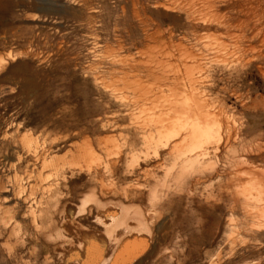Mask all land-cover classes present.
Instances as JSON below:
<instances>
[{"label": "rangeland", "instance_id": "374dc122", "mask_svg": "<svg viewBox=\"0 0 264 264\" xmlns=\"http://www.w3.org/2000/svg\"><path fill=\"white\" fill-rule=\"evenodd\" d=\"M213 2L0 0V136L34 134L58 156H70L87 139L96 155L120 158L122 181L113 186L107 174L99 212L74 202L85 209L76 218L83 227L107 238L111 253L100 264H115L127 240L142 235L128 224L112 232L98 223L108 209L118 210L112 229L123 215L154 211L149 249L127 264H264V47L249 31L255 23L264 27V0H225L211 8ZM190 15L206 24L194 29ZM158 30L163 40L150 35ZM171 106L178 113L169 112V121L201 123L203 114L219 129L207 143L209 154L199 157L204 166L180 183L183 161L155 126ZM196 110L199 119H192ZM81 176L80 187L89 179ZM156 186L164 201L154 203ZM51 255L49 264L61 263ZM40 259L39 252L24 254V264ZM5 260L0 251V264Z\"/></svg>", "mask_w": 264, "mask_h": 264}, {"label": "bare ground", "instance_id": "6f19581e", "mask_svg": "<svg viewBox=\"0 0 264 264\" xmlns=\"http://www.w3.org/2000/svg\"><path fill=\"white\" fill-rule=\"evenodd\" d=\"M224 2L225 0H217V2H213L210 7L216 8L219 6H224L222 5ZM191 12L193 11L191 10ZM189 17H191V22L193 23L192 27L194 29L202 28L206 24V21L204 20L205 18L203 19L202 17H196V15H190ZM234 20L236 19H230L229 23ZM239 21H241V24L245 23L244 25L250 24L247 23L250 21V19H248V21L246 19H240ZM249 29V31L253 33V39L261 37V44L262 47H264V27L262 22L259 24H253V26ZM150 35L156 37L159 41L165 38L164 32H161L160 30L154 31L153 33H150ZM186 54H183L182 56H186ZM261 55L264 58L263 52L260 54V56ZM146 71L148 75L153 74L154 76L156 74V70L152 68H148ZM175 76L177 77V75ZM182 81L184 82V80ZM175 82L177 83V81ZM194 88L191 89L193 90ZM176 91L180 92L181 90ZM187 91L189 90L187 89ZM179 94L180 93H178V95ZM187 95L189 96L188 98H190V93ZM155 98L157 97H154V99ZM193 98V100H195V94ZM154 99L150 98V100L153 101ZM150 100L148 98L149 103H151ZM170 101H167L168 105H172V102ZM190 101L191 100L189 99V102ZM196 102L199 101L196 99ZM196 102L193 101V104L195 103V105H197ZM189 104L191 105V103ZM161 105L160 107L162 108L164 104L162 106ZM186 108H188V104L186 105ZM176 110L177 109L175 107L171 106L167 113H163L165 118H163L162 122L160 124L157 123L154 125L157 127V134H161V136H159L165 140L164 145L168 146L170 142L174 141L172 144H170V153L175 155L177 154V158L183 161L180 174H178L177 178L175 179V183H180V178L185 176V174L190 170L192 171L196 166L199 168L204 166L201 162V160L204 158L200 159L199 157H206L209 154V150L211 149H209L207 143L213 137L217 136L219 129L216 130L217 123L213 120V118H209L206 115L203 116V114L201 116L199 115L200 120H202L201 123L194 120L189 124H181L174 121L172 118V121H169V118L172 116L168 117L167 115H169V112L173 113ZM187 110L185 109V111ZM192 110H194L193 106ZM184 113L185 112H183V114ZM195 114H197V110L196 113H191V116L194 115L192 116V119H199ZM185 115H187V113H185ZM209 119H212L214 122H210ZM150 130L152 129L150 128ZM33 135L34 134L31 133H24L23 135L12 137L8 136L7 134L0 136V251L6 256L4 263L24 264L25 253L33 255L39 252L41 264H49L55 258L51 255V253L54 252L59 256L58 262H61L60 264H70L68 261L70 258L72 259L71 264H100L102 258L104 256L110 255L111 253V248L107 247V238L101 234H96V232H91L92 230L89 231L90 229L87 230L83 227V225L76 218L80 212L84 213L85 209H82L81 211L76 210L74 202L81 201L84 206H90V214L92 213V209H96L99 212V206L102 203L101 198L105 197V188H109L107 187L106 181L109 178H112L111 184L113 186L122 181V176L118 166L120 158L114 159L109 156L103 158L102 156L96 155L92 151V142L87 139L82 145L75 143L73 146L75 147L76 152L70 156H58L53 154L51 148H47L40 144L39 139L37 137L35 138ZM236 136L238 135L236 134ZM150 137L153 138L152 131H150ZM151 143L148 142V144ZM215 143H218V140ZM82 173H87L89 175V179L82 187H80L78 182L82 179ZM108 173L111 175L109 178H107ZM166 175L167 178L171 176L169 172L166 173ZM157 186L154 187L150 192L151 199L154 203H156V201H164V189L161 190ZM88 187H90L92 190L89 194H86L87 191L85 190L88 189ZM168 187H172V185H168ZM245 189L246 188H244V190ZM241 192L243 193L244 191L241 190ZM245 193H247V191ZM255 193L257 194V192ZM239 196L240 195H238V197ZM259 202H261V199ZM169 203H173V201L170 199ZM116 211L118 212V210L113 209H108L106 211L102 210L100 213L102 217L101 219L98 218V223L103 225L105 222V224H107L106 226L110 225V231H115L118 226L122 227L125 224L130 225V227L133 229L135 228V230L142 228V235L139 236V238L127 240L119 253V258L115 262V264H127L134 261L135 258H138L139 255L149 249L150 236L152 234L153 222L155 221V214L154 211L151 210L147 217L142 210L137 209V216L135 218L129 219L126 215H123L120 221H117V223L114 224V229H112V226L109 223L114 222L113 220H116L114 219ZM249 211L251 212V210ZM261 215L263 216V214ZM68 232L72 234L73 239L74 237L79 238V246H76L74 240L67 235ZM67 244L73 246L71 252L67 251Z\"/></svg>", "mask_w": 264, "mask_h": 264}]
</instances>
